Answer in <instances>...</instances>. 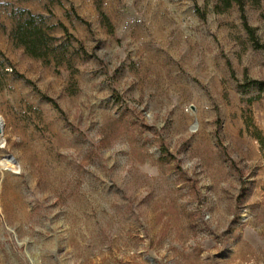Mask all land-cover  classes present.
<instances>
[{
  "label": "rangeland",
  "instance_id": "1",
  "mask_svg": "<svg viewBox=\"0 0 264 264\" xmlns=\"http://www.w3.org/2000/svg\"><path fill=\"white\" fill-rule=\"evenodd\" d=\"M0 119V264H264V0H0Z\"/></svg>",
  "mask_w": 264,
  "mask_h": 264
},
{
  "label": "trees",
  "instance_id": "2",
  "mask_svg": "<svg viewBox=\"0 0 264 264\" xmlns=\"http://www.w3.org/2000/svg\"><path fill=\"white\" fill-rule=\"evenodd\" d=\"M217 6L223 11L229 10L233 6L243 7L244 0H216ZM26 18L23 23L18 24L15 30V38L18 44L24 46L27 53L34 57H39L41 54L39 49V34H42L41 29L35 24V17L29 12L26 13ZM248 34L253 37V30L247 27Z\"/></svg>",
  "mask_w": 264,
  "mask_h": 264
},
{
  "label": "water",
  "instance_id": "3",
  "mask_svg": "<svg viewBox=\"0 0 264 264\" xmlns=\"http://www.w3.org/2000/svg\"><path fill=\"white\" fill-rule=\"evenodd\" d=\"M2 128H3V123L2 120L0 119V135L2 134Z\"/></svg>",
  "mask_w": 264,
  "mask_h": 264
},
{
  "label": "bare ground",
  "instance_id": "4",
  "mask_svg": "<svg viewBox=\"0 0 264 264\" xmlns=\"http://www.w3.org/2000/svg\"><path fill=\"white\" fill-rule=\"evenodd\" d=\"M0 138H1V135H0Z\"/></svg>",
  "mask_w": 264,
  "mask_h": 264
}]
</instances>
